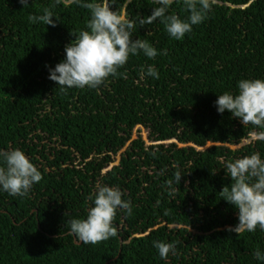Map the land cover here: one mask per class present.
Listing matches in <instances>:
<instances>
[{"label": "trees", "instance_id": "16d2710c", "mask_svg": "<svg viewBox=\"0 0 264 264\" xmlns=\"http://www.w3.org/2000/svg\"><path fill=\"white\" fill-rule=\"evenodd\" d=\"M29 4L0 0V149L23 150L43 178L23 198L0 192V264H260L253 254L264 250V231H230L237 210L219 194L231 183L220 158L264 157V142L214 102L235 94L241 79H264V0H214L180 41L159 21L137 24L132 39L162 54L130 56L120 76L66 93L48 69L63 60L89 11L65 0ZM156 6L116 0L112 10L137 19ZM45 7L56 26L30 24L28 14ZM170 13L188 15L178 3ZM148 64L159 79L141 78ZM137 125L146 139L132 138ZM177 169L184 175L170 196L165 182ZM98 182L118 186L133 211L117 212V237L83 244L66 222L86 217ZM153 240L175 242V254L162 260Z\"/></svg>", "mask_w": 264, "mask_h": 264}, {"label": "clouds", "instance_id": "9594fccd", "mask_svg": "<svg viewBox=\"0 0 264 264\" xmlns=\"http://www.w3.org/2000/svg\"><path fill=\"white\" fill-rule=\"evenodd\" d=\"M60 0H56L59 3ZM24 9L30 6L29 0H19ZM66 5L75 4L89 11L85 28L64 48V58L49 68L48 78L59 86L62 93L68 89H96L109 77L121 75L118 71L128 62L130 56L143 54L149 60L155 59L157 49L147 40L132 39L137 24L143 27L159 21L168 36L182 40L193 31V26L203 23L212 10L214 0H153L157 6L146 18H129L126 12L112 10L116 0H65ZM174 3L181 5L188 15L181 18L170 13ZM55 5H53L54 7ZM53 17L56 20L52 19ZM30 24L56 26L59 20L52 8L45 7L42 14H28ZM159 79L154 65L141 68V78ZM216 111L223 114L228 111L242 124L252 125L256 129L253 138L264 142V79L245 78L237 81V92L225 91L217 95L214 102ZM155 157V150L152 152ZM231 183L219 192L221 198L237 210L238 223L230 231L236 234L255 232L257 227L264 231V157L253 152L240 158L225 160L220 158ZM161 169L157 175H163ZM184 174L177 169L173 178L167 180L166 190L170 196L178 190ZM42 173L25 155L23 150L0 149V192L16 197H26L34 184L42 180ZM91 201L86 217L72 218L66 223L69 234L83 244L95 245L118 236L114 223L117 212L132 215V205L124 199V193L118 186H108L98 182L87 197ZM167 214V213H165ZM153 247L162 260L169 254H175L176 243L153 240ZM254 259L264 264V250L257 248Z\"/></svg>", "mask_w": 264, "mask_h": 264}, {"label": "rangeland", "instance_id": "374dc122", "mask_svg": "<svg viewBox=\"0 0 264 264\" xmlns=\"http://www.w3.org/2000/svg\"><path fill=\"white\" fill-rule=\"evenodd\" d=\"M137 134H140L143 139H146V131L139 125L135 126L134 130L132 131V138H135ZM117 160H118V157H116L115 162H117Z\"/></svg>", "mask_w": 264, "mask_h": 264}]
</instances>
